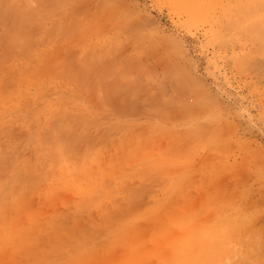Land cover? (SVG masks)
<instances>
[{"label": "rangeland", "instance_id": "374dc122", "mask_svg": "<svg viewBox=\"0 0 264 264\" xmlns=\"http://www.w3.org/2000/svg\"><path fill=\"white\" fill-rule=\"evenodd\" d=\"M187 2L0 0V264H264V0Z\"/></svg>", "mask_w": 264, "mask_h": 264}, {"label": "bare ground", "instance_id": "6f19581e", "mask_svg": "<svg viewBox=\"0 0 264 264\" xmlns=\"http://www.w3.org/2000/svg\"><path fill=\"white\" fill-rule=\"evenodd\" d=\"M188 0H183V2H185V3H187V8L188 9H192V7H193V5H192V3H189V2H187ZM249 1V3H255V2H257V1H259V0H248ZM55 2V1H54ZM250 8V7H249ZM252 8V7H251ZM255 8V7H254ZM254 8H252L251 9V11L254 9ZM248 9V8H247ZM258 11V10H257ZM256 12V11H255ZM250 13V12H249ZM33 15H35V14H33ZM247 15H249V14H247ZM161 87V86H160ZM51 132V131H50ZM68 148V147H67ZM57 163H58V161H57ZM13 180H14V178H13ZM13 185V184H12ZM1 186V185H0ZM13 187H15V186H13ZM1 188V187H0ZM225 224H226V222H225ZM261 235H263V234H261ZM260 237V236H259ZM262 238V237H261ZM252 252V251H251ZM92 257V256H91ZM246 262V261H245Z\"/></svg>", "mask_w": 264, "mask_h": 264}]
</instances>
